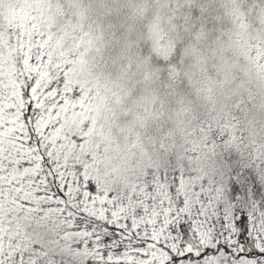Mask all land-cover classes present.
<instances>
[{
    "label": "snow or ice",
    "instance_id": "6c2138e0",
    "mask_svg": "<svg viewBox=\"0 0 264 264\" xmlns=\"http://www.w3.org/2000/svg\"><path fill=\"white\" fill-rule=\"evenodd\" d=\"M0 264H264V0H0Z\"/></svg>",
    "mask_w": 264,
    "mask_h": 264
}]
</instances>
